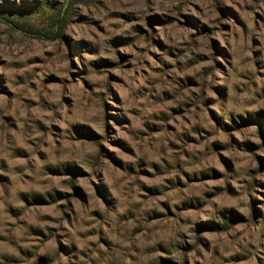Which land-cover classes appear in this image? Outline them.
Returning <instances> with one entry per match:
<instances>
[{"label":"rangeland","instance_id":"rangeland-1","mask_svg":"<svg viewBox=\"0 0 264 264\" xmlns=\"http://www.w3.org/2000/svg\"><path fill=\"white\" fill-rule=\"evenodd\" d=\"M0 264H264V0H0Z\"/></svg>","mask_w":264,"mask_h":264},{"label":"trees","instance_id":"trees-1","mask_svg":"<svg viewBox=\"0 0 264 264\" xmlns=\"http://www.w3.org/2000/svg\"><path fill=\"white\" fill-rule=\"evenodd\" d=\"M66 4H61L58 7L53 8V10L59 12V14H56L54 18H55V23L60 30L63 29L64 25L70 20V11H69L70 7L67 6ZM35 10H41V9L38 6V8H35Z\"/></svg>","mask_w":264,"mask_h":264}]
</instances>
